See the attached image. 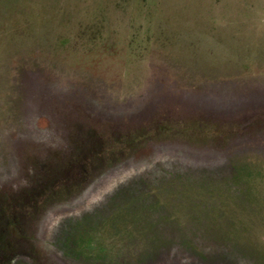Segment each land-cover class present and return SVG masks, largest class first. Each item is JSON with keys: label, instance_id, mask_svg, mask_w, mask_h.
<instances>
[{"label": "rangeland", "instance_id": "rangeland-1", "mask_svg": "<svg viewBox=\"0 0 264 264\" xmlns=\"http://www.w3.org/2000/svg\"><path fill=\"white\" fill-rule=\"evenodd\" d=\"M0 264H264V0H0Z\"/></svg>", "mask_w": 264, "mask_h": 264}]
</instances>
